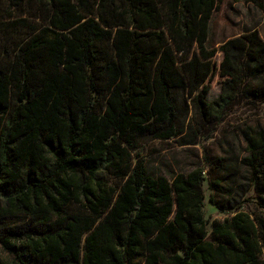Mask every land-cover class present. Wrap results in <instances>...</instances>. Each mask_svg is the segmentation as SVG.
Masks as SVG:
<instances>
[{"label": "trees", "instance_id": "obj_1", "mask_svg": "<svg viewBox=\"0 0 264 264\" xmlns=\"http://www.w3.org/2000/svg\"><path fill=\"white\" fill-rule=\"evenodd\" d=\"M215 9L0 0V264H264V216L241 211L251 192L264 209V129L241 132L244 183L211 179L226 217L210 224L201 168L155 175L140 156L153 141L194 144L189 111L201 129L241 101L264 103L254 30L221 45L226 78L205 100ZM222 162L208 166L228 171Z\"/></svg>", "mask_w": 264, "mask_h": 264}, {"label": "rangeland", "instance_id": "obj_2", "mask_svg": "<svg viewBox=\"0 0 264 264\" xmlns=\"http://www.w3.org/2000/svg\"><path fill=\"white\" fill-rule=\"evenodd\" d=\"M253 30L264 41V10L243 0H216V9L209 23L207 42L216 52L212 59L214 67L209 80L201 89L206 101H212L219 95L221 83L226 78L221 45L232 37ZM193 120L194 115L189 111L190 123L187 121L186 124L191 126V130L186 131L184 138L196 134L194 144H183V139L179 137L164 142L153 141L142 146L140 156L148 172L155 175L186 174L194 168H201L204 172L203 214L210 224L213 220H222L226 217V214L212 203V199L218 200V196L211 189L210 181L218 176L233 174L234 176H228L226 179L230 185L234 187L244 183L242 177H246L248 173L239 162L247 153L241 132L248 127L264 129V103L241 101L226 111L217 124L201 129ZM216 158L223 160L222 164L228 171L217 173L215 169L209 168L208 164ZM246 198L241 211L252 216H264V209L257 206L252 192L247 194ZM207 229H210L209 225Z\"/></svg>", "mask_w": 264, "mask_h": 264}]
</instances>
